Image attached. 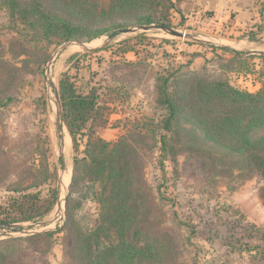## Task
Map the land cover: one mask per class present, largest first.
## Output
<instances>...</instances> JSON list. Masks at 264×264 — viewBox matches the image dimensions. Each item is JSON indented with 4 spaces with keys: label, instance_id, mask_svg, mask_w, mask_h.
I'll return each mask as SVG.
<instances>
[{
    "label": "rangeland",
    "instance_id": "374dc122",
    "mask_svg": "<svg viewBox=\"0 0 264 264\" xmlns=\"http://www.w3.org/2000/svg\"><path fill=\"white\" fill-rule=\"evenodd\" d=\"M43 1L85 34L50 41L31 19L0 11V212L14 222L0 228V264H82V245L94 248L100 231L110 264H124L115 219L124 208H103L101 182L110 166L99 172L91 164L106 155L96 143L88 146L99 137L128 141L134 151L132 185L143 199L134 195L136 220L127 223L125 242L159 249L155 264H264V179L223 121L226 111L240 109L252 143L264 138V122L249 123L251 105L205 100L199 88L207 81L264 89V0H187L185 9L176 1L168 27L131 25L139 8H112L125 0ZM161 1L158 10L166 7ZM122 22L131 26L119 28ZM96 31L102 35L87 41ZM173 73L177 81L164 86ZM67 74L80 94L99 96L104 116L97 113L78 135L77 149L71 138L65 148L58 90ZM162 93L187 106L171 133L162 127ZM211 117H219L218 126ZM164 132L171 137L165 152ZM104 199L119 202L111 191ZM70 248L73 256L66 255Z\"/></svg>",
    "mask_w": 264,
    "mask_h": 264
},
{
    "label": "trees",
    "instance_id": "16d2710c",
    "mask_svg": "<svg viewBox=\"0 0 264 264\" xmlns=\"http://www.w3.org/2000/svg\"><path fill=\"white\" fill-rule=\"evenodd\" d=\"M50 1L56 2L57 0ZM176 1H179L180 4H182L184 0H167L166 7L163 5L160 10H158V6L163 2L161 0H125L121 2V4L120 2H117L116 6H113L112 8L117 7L119 10L125 9L129 11L135 10L136 7L139 8L140 14L138 17L134 16V22H131V25L143 26L157 23L156 25L168 27L171 26L169 11L175 7ZM61 4L66 5V2L62 1ZM179 8H181V5ZM5 9L9 10V13L12 17L18 14L23 16L25 20L26 18L31 19L32 21H30V23H33V26H36L39 29L43 37L50 41L55 38L57 39L56 41L60 43L68 39H81L84 37L82 36L85 34L83 26L76 25L71 22V20L69 21L67 19L61 18V16L55 14L56 12L54 10L47 9L43 0H0V11ZM166 9H169L167 13H165ZM122 23L123 24L119 28L131 26L128 22ZM115 34L116 32L114 31L112 35ZM101 35L102 33L98 31L90 33L87 41L100 37ZM222 48L234 53L235 55L238 54L237 51L230 48ZM180 67H178L177 70H179ZM188 72H184L183 75L187 76L188 74L185 73ZM173 75L174 73L169 74L168 77L164 78V86L168 84V81H177L178 78L171 79ZM226 84L227 83L224 82H200L199 88L201 91V96H203V99L205 100L206 98H209L210 100L228 99L231 104L237 106L242 104L247 106L251 105V107L247 108H250L254 114L250 113L251 118L249 123L258 124L264 122V89L260 90L258 93L244 92L242 90L232 88L230 85ZM225 86L230 88H226ZM58 95L62 106L63 121L73 140L74 147L77 149L79 139L78 135H84L88 124L98 120V114L102 119L104 118L103 114L100 112L101 107L99 104V96H97L95 93L88 95L80 94L77 91L76 86L71 82V78L68 74L65 75V78L59 82ZM187 96H183V98L181 97V100L184 102ZM173 97L174 94L172 93L169 95L167 93H162L159 98L160 103L166 106V110L168 111L167 115L164 116L162 121L163 130L167 133H171L170 131L173 127V124L177 120L178 112L187 108V106L179 105L178 102L173 99ZM10 99L11 98H8V101ZM240 111V109H237L236 112L233 110L226 111L225 113L227 118H224L225 121L223 122H229V124H232L234 130L237 133L236 135L246 143V147L248 146V148H245V152H247L249 160L257 165L258 171L261 172V175L264 179V138L254 143L250 142V140L247 138L248 136L245 135L246 132L250 131V128L245 127L243 124V117L241 114H239ZM209 119L213 120V125H219V122L216 120L219 119V117H216V119L211 117ZM107 120L108 117H106V119L103 120L99 126H105ZM127 126L128 124L125 123L123 124L122 128L126 130ZM166 132L160 136L162 151L164 152L168 148L169 142H171V137L166 135ZM91 141L92 139H90L88 142L89 147L93 143H96L99 145L100 151L106 154L104 157H92L91 164L97 166L99 172H102V168H104L105 164L110 166L107 176H105V179L103 178V181L101 182L104 186L100 191L99 202L102 204L104 209L106 207H109L110 209L115 208L117 209V212H119L118 210L124 208L121 213L119 212V214H115L119 238H124L123 240H120V259L124 264H155L153 258L154 256H157L161 253L159 249H156V252L154 253L152 252L153 247L151 246H137L131 242L124 241L126 240L125 232L127 230V223L136 220L133 215V209L137 207V199L135 198L136 191L133 189V180L131 174V156L134 153L133 148L129 142L125 140L107 142L105 139L99 137L94 142ZM107 150H109V152H107ZM78 164L79 162L75 160V171L79 167ZM75 179L76 174L74 175V181ZM108 191L113 193L115 200L119 199L117 207L112 201H106L104 199V195ZM124 191H127V196L120 198ZM140 194V192L137 193V196L143 199L142 195ZM53 205L54 203L52 206ZM46 214L47 213H40L37 218H42ZM7 216L8 215L4 217V215L0 212V228L5 226L9 227L10 224H14L12 220L6 218ZM104 218H108V216ZM98 229L99 228H97V230ZM56 232V230L49 231L47 232V235L50 236ZM87 233L88 232H86V235ZM101 233L102 231L96 235L97 240L94 248H89L84 244L82 245L81 250H87L80 252L82 264H110L105 243L102 242L103 237ZM138 234H140L139 230L137 231V235ZM25 247V245H21L20 251H26ZM11 254H14L12 249L10 251V255ZM66 255L73 256L71 248L68 250ZM137 257L140 258V260H136Z\"/></svg>",
    "mask_w": 264,
    "mask_h": 264
},
{
    "label": "water",
    "instance_id": "95a60500",
    "mask_svg": "<svg viewBox=\"0 0 264 264\" xmlns=\"http://www.w3.org/2000/svg\"><path fill=\"white\" fill-rule=\"evenodd\" d=\"M129 31H130L129 29L126 30V32H129ZM171 31H172V33L178 35L177 32H175V31H173V30H171ZM112 39H114V38H113V37L108 38V40L106 41V43H108V41H110V40H112ZM60 123H61V119H59V125H58V129L61 131V125H60Z\"/></svg>",
    "mask_w": 264,
    "mask_h": 264
},
{
    "label": "crops",
    "instance_id": "0c3cea01",
    "mask_svg": "<svg viewBox=\"0 0 264 264\" xmlns=\"http://www.w3.org/2000/svg\"><path fill=\"white\" fill-rule=\"evenodd\" d=\"M186 1H187V0H184V1H183V3L181 4V8L185 9V2H186ZM114 130H118V132L116 131V133H119V131H120L119 129H116V128H114ZM67 131H68V130H67ZM64 133H65V132H64ZM64 133H63V134H64ZM68 134H69V132H68ZM65 135H66V134H65ZM102 135H103L102 137H104V133H102ZM69 136H70V134H69ZM70 138H71V136H70ZM66 139H67V138H66ZM71 139H72V138H71ZM65 146H66V145H65ZM63 155H64V154H62L61 156L63 157Z\"/></svg>",
    "mask_w": 264,
    "mask_h": 264
},
{
    "label": "bare ground",
    "instance_id": "6f19581e",
    "mask_svg": "<svg viewBox=\"0 0 264 264\" xmlns=\"http://www.w3.org/2000/svg\"><path fill=\"white\" fill-rule=\"evenodd\" d=\"M63 127H64V126H63ZM65 134H66L65 136H67V137H66L67 139H66V146H65V148L67 149L68 146L70 145V144H69L70 136H69L68 131H67L66 129H65ZM68 144H69V145H68ZM68 149H69V148H68Z\"/></svg>",
    "mask_w": 264,
    "mask_h": 264
}]
</instances>
